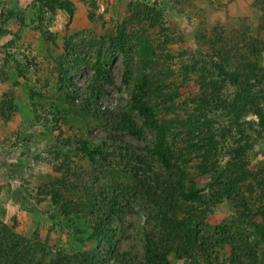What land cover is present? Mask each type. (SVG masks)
I'll use <instances>...</instances> for the list:
<instances>
[{
    "label": "rangeland",
    "instance_id": "rangeland-1",
    "mask_svg": "<svg viewBox=\"0 0 264 264\" xmlns=\"http://www.w3.org/2000/svg\"><path fill=\"white\" fill-rule=\"evenodd\" d=\"M66 2L72 14L46 9L38 0H0V239L18 241L19 248L10 254L18 264H208L193 254L183 256L187 247L184 236L177 234L162 241L167 242L162 246L168 262L145 259L144 234L155 225L146 221L147 209L133 196V187H124L127 175L138 167L129 155L148 157L145 176L159 165L148 153L151 133L122 135L111 125L128 106L132 90L121 80L124 62L134 63L140 54L131 48L127 56L117 53L111 59L109 43L125 38L162 48L170 58L165 66L175 84L182 81L184 63L195 60L212 69L213 60L221 70L234 71L240 81L256 84L257 93L264 86L258 85L260 76L264 78V0ZM99 62L108 67L111 84L102 85L92 103L87 89ZM180 86L179 104L192 106L196 83ZM232 91L226 87L218 97L229 99ZM179 114L183 116L181 110ZM211 117L218 132V166L229 170L225 175L243 170L254 177L242 191L252 216L264 205L263 192L254 183L264 168V128L252 113L237 123L223 109ZM135 123L141 126L138 118ZM80 141L88 148L105 146L101 164L91 163L77 150ZM232 142L252 145L244 151L243 167L231 165ZM194 176L200 188H207L208 176ZM52 193H60L61 200L52 199ZM100 201L117 202L121 212L112 217V233L93 240L89 236L99 213L91 215L84 206L94 203L98 208ZM65 204L73 209L67 219L59 216ZM255 215L253 223L263 221ZM234 216L228 200L216 203L204 223L207 238L216 226L231 224ZM247 231L248 239L235 238L237 244L248 243L235 253L239 259L232 264H264V246L250 256L255 235ZM213 240L210 264H228L229 247L220 236Z\"/></svg>",
    "mask_w": 264,
    "mask_h": 264
},
{
    "label": "trees",
    "instance_id": "trees-1",
    "mask_svg": "<svg viewBox=\"0 0 264 264\" xmlns=\"http://www.w3.org/2000/svg\"><path fill=\"white\" fill-rule=\"evenodd\" d=\"M38 1L41 2L42 7L51 11L58 9L72 14L71 6L66 0ZM131 48L135 51L134 54H140V57L134 63H131L130 59L124 62L121 80L123 84H131L132 87L128 106L120 115L111 118V125L122 135L130 134L135 137L136 134L142 135L144 131L153 135L148 153L159 165L157 171L152 172L150 176H145L149 172L148 157L131 154L130 159L135 161L138 167H134L133 173L129 175L124 172L127 175L126 181L129 182L124 187L128 190L133 187V196L138 198L147 209L146 221L150 219L147 221L148 224L156 226V228L152 226V229L144 234L146 261L153 263L166 259L165 263L168 262L162 246L167 242L162 241L164 237L177 234L181 235V239L184 236L182 240L187 250L183 253L180 251L183 256L193 254L201 257L208 264L211 262L210 253H213L216 247L213 239L220 236L224 240L225 247H229L228 264H232L239 259L235 257V253L248 243L244 241L237 244L238 241L235 238L240 239L241 236L248 239L250 234L247 230L250 229L255 237L249 243L248 250L250 256H254L256 247L264 246V205L252 216L248 214L246 209L248 203L242 191L243 187L247 190L246 180L254 177L247 173L249 171L243 170H236L233 174L230 171L225 175V172L229 170L222 171L223 167L218 166L216 159L218 132L214 131V120L211 114L221 109L227 110L228 116L237 123L240 118L252 113L258 116L259 124L264 128V86L257 93L253 92L257 87L256 84L240 81L234 71L221 70L220 64L213 60H211L212 69L199 65L195 60L184 63L180 72L182 81L175 84L173 74L165 66L170 58L167 54H163L162 48L154 49L149 42L143 44L141 41H127L125 38L111 40L109 43V51L113 52L111 59L115 58L117 53L127 56ZM93 68L94 73L87 89L89 92L87 101L92 103L102 90V85L111 84L107 66L99 62ZM60 71L58 69L59 73ZM99 77L104 80L101 81ZM192 80L198 87L197 97L191 99L192 106H189V102L179 104L182 89L180 83L184 85ZM258 81V85L264 84L262 76ZM226 87L233 89L232 95L229 99L219 98L221 90ZM192 108H194L193 111ZM180 110L183 116L179 114ZM136 118L141 123L140 127H137L135 123ZM86 144L80 141L77 150L91 163L101 164L100 158L104 160L107 152L105 146L88 148ZM232 145L235 157L233 159L231 157V165L243 167L244 151H248L252 145L237 144V142H232ZM191 168L198 177L208 176L210 183L207 188H200L197 185L194 173L190 171ZM258 172L259 178L255 177L254 183L262 190V199H264V168ZM52 199L60 201V193H52ZM225 199L233 204L234 220L226 226H216L213 236L208 239L207 236L210 234L205 230L204 223L212 207ZM84 208L91 215L96 210L99 213L98 217L95 216L98 221L95 220V225L92 226V233L89 236L91 239L96 240L101 235L112 233V217H119L121 212L117 202L104 205L100 201L98 208L94 203ZM62 210L59 216L66 219L73 213V209L68 204H65ZM255 214H258L263 221L253 223ZM92 219L93 217L91 221ZM248 226H250L249 229L246 228ZM75 231L80 232V229ZM16 247L19 248L17 240L6 237L3 240L0 239V264L4 260L5 264H18V259L10 256ZM23 256H27V252H24ZM243 256L245 257V254ZM261 258L264 259V249Z\"/></svg>",
    "mask_w": 264,
    "mask_h": 264
}]
</instances>
